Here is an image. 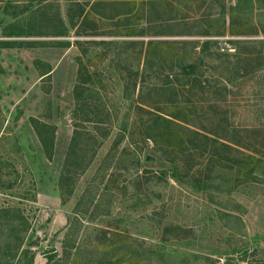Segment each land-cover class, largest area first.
I'll return each instance as SVG.
<instances>
[{
    "label": "rangeland",
    "instance_id": "obj_1",
    "mask_svg": "<svg viewBox=\"0 0 264 264\" xmlns=\"http://www.w3.org/2000/svg\"><path fill=\"white\" fill-rule=\"evenodd\" d=\"M0 42V238L33 264H264V0H0Z\"/></svg>",
    "mask_w": 264,
    "mask_h": 264
},
{
    "label": "trees",
    "instance_id": "obj_2",
    "mask_svg": "<svg viewBox=\"0 0 264 264\" xmlns=\"http://www.w3.org/2000/svg\"><path fill=\"white\" fill-rule=\"evenodd\" d=\"M10 47L11 43L9 42H0V47ZM191 68L190 66H187ZM75 92V91H74ZM77 96V93H75ZM78 99V96H77ZM34 129L36 135L41 143V146L44 150V154L47 159L52 157V148H53V139H54V128L51 125L41 123L38 121H33ZM77 135V132L75 133ZM76 136L71 139L69 148L67 150L65 158V167L63 171L67 170L65 173H71L70 166H74V162L78 159L77 150V140ZM59 184L65 182L63 176L59 179ZM17 211L13 207H4L0 208V213ZM1 215V214H0ZM2 223L0 222V226ZM23 239L21 238L20 231L17 229H11L8 234H4L0 238V264H33V254L29 249H21Z\"/></svg>",
    "mask_w": 264,
    "mask_h": 264
},
{
    "label": "water",
    "instance_id": "obj_3",
    "mask_svg": "<svg viewBox=\"0 0 264 264\" xmlns=\"http://www.w3.org/2000/svg\"><path fill=\"white\" fill-rule=\"evenodd\" d=\"M146 160L152 162L153 161V158L147 157Z\"/></svg>",
    "mask_w": 264,
    "mask_h": 264
}]
</instances>
